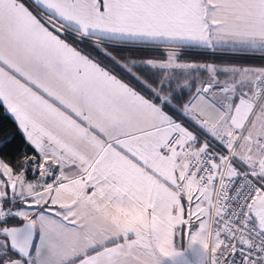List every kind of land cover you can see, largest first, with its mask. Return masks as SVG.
I'll list each match as a JSON object with an SVG mask.
<instances>
[{"label":"snow or ice","instance_id":"obj_1","mask_svg":"<svg viewBox=\"0 0 264 264\" xmlns=\"http://www.w3.org/2000/svg\"><path fill=\"white\" fill-rule=\"evenodd\" d=\"M0 109V264H264V0H0Z\"/></svg>","mask_w":264,"mask_h":264},{"label":"trees","instance_id":"obj_2","mask_svg":"<svg viewBox=\"0 0 264 264\" xmlns=\"http://www.w3.org/2000/svg\"><path fill=\"white\" fill-rule=\"evenodd\" d=\"M215 59L220 60V61H237V62H242V63H254V64L260 63L259 57L240 56V55H234L232 53L226 54V52L217 53V55L215 56ZM0 126L6 127L9 130H11L13 127L7 114L3 113L2 109H0Z\"/></svg>","mask_w":264,"mask_h":264},{"label":"crops","instance_id":"obj_3","mask_svg":"<svg viewBox=\"0 0 264 264\" xmlns=\"http://www.w3.org/2000/svg\"><path fill=\"white\" fill-rule=\"evenodd\" d=\"M225 52H226V54L229 53V52H227V51H224V52H221V53H225Z\"/></svg>","mask_w":264,"mask_h":264}]
</instances>
